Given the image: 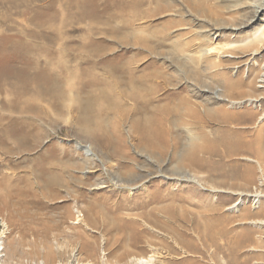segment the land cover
<instances>
[{
    "label": "rangeland",
    "instance_id": "1",
    "mask_svg": "<svg viewBox=\"0 0 264 264\" xmlns=\"http://www.w3.org/2000/svg\"><path fill=\"white\" fill-rule=\"evenodd\" d=\"M263 73L264 0H0V264H264L257 151L197 165L173 113L151 153L141 128L188 100L264 160Z\"/></svg>",
    "mask_w": 264,
    "mask_h": 264
},
{
    "label": "bare ground",
    "instance_id": "2",
    "mask_svg": "<svg viewBox=\"0 0 264 264\" xmlns=\"http://www.w3.org/2000/svg\"><path fill=\"white\" fill-rule=\"evenodd\" d=\"M260 37H263L262 32H258L257 34L254 35V38L256 40ZM57 57L60 58V56H57ZM44 66L45 67L43 69V74L45 75V81L47 83L51 84L50 89H47L48 92H46L47 93L46 96H48L49 99H53L55 101H58V99H61V97H60V94L58 93V91H56V89H54V86L61 84V83L63 84V79H61L62 78L61 73H63V72L65 73L67 71V69H66V67L64 68L63 65L60 67L56 66V69H55L56 71L62 70V71H59V74H56L55 70L53 68H51V66L48 63H45ZM64 66H65V64H64ZM68 73L72 74V69ZM54 75H56V76H54ZM65 81H67V80H65ZM98 81H99V85L101 84L100 88H102L104 83L101 80H98ZM260 82L264 83V73L262 74V80ZM8 84H9V82L6 80L5 86H7ZM94 84L92 86H95ZM3 89L4 88L2 86H0V92H2ZM17 90H18L17 86H15V88L13 86V87H11V90H6L5 92L9 93V95H11L12 97H15L18 100H22L23 98L20 96L19 92L17 93ZM103 93H105V92H103ZM106 93H107V91H106ZM135 96L136 95H133L134 98H135ZM32 97H31V99H32ZM36 98H33V100H36ZM33 100H29V104L32 106L34 104H37ZM94 100H95V104H94L93 115H92L93 122H94V125L96 127V130L103 132L104 129L101 126L102 124L96 116L102 117L104 115L105 110L97 104L96 98ZM22 101L24 102V100H22ZM133 101H135V99H133ZM200 108H201L200 111H202L203 114H201L202 112L199 111ZM200 108L188 100H180V101L176 102L174 109H169L168 107L167 108L163 107V108H159L156 111H154V115L152 116L150 121L147 123V125L145 124V128L141 127L143 129L142 130L143 136L146 138V141H148L147 147H145V148H148V150H149L150 144L153 143V146H154L155 143H160V142H158L159 138L161 139V144L163 143L165 145V143H166L165 139L168 137L170 129H166L163 126V124L167 121L168 116L171 113H173L179 121L178 129H181V130H190L192 128L194 129L193 131H190V132H192L193 135L189 140V144L193 145V147H192V149L186 151L183 154L182 161L189 162L192 164L195 163L197 165L202 161L201 160L202 157L207 159V160H213L214 158L217 157L218 159L224 161L225 158L230 157L231 154L233 153L231 150L232 148H235V149L241 148L243 150V152L245 149L247 150V152L257 151L256 154L254 155V157H255L254 161L258 165H261V163L264 165V160H262L261 152H260V148H259L258 143H256L255 146L252 147L249 144L250 142H246V143L242 142L240 144H237V142H234L233 140H228L226 138H221L219 140L217 139V141H220L219 143L216 141H212V139H210V132L204 131V128L207 127V125L212 122L211 116L207 114V113H210L209 112L210 110L205 109V107H200ZM219 117L220 118H219L218 122H220L221 124L226 123V116H224V114H223V116H219ZM95 118H97V121H95ZM214 121H217V120L214 118ZM138 128H140V127H138ZM198 137L200 138V143L197 145H194V141L197 140ZM183 138H184V136H183ZM151 139H152V141H151ZM245 145L247 148L245 147ZM220 147H224L226 149L223 150L222 152H219ZM148 152L151 153L152 151L149 150ZM245 160L251 161V159H247V158H245ZM249 170L252 171V168L250 167ZM248 175H249L248 180L249 179L251 180V178H252L251 173H248ZM47 186H49V185H47ZM262 196H264V195H262L261 193H257V192L253 195V197L255 199H258ZM217 222L218 221L216 219H213V222L207 223L206 229L209 231L212 230L213 229V223L215 224ZM261 225H264V222H262ZM244 241H245V243L247 241H249L248 234L239 238L237 244L240 242L243 245ZM0 258H1V256H0ZM138 264H149V263H145L143 261H140V262H138Z\"/></svg>",
    "mask_w": 264,
    "mask_h": 264
}]
</instances>
